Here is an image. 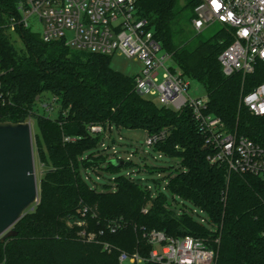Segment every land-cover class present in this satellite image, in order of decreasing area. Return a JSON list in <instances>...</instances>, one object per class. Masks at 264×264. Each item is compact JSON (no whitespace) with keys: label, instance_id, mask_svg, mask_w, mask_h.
<instances>
[{"label":"trees","instance_id":"trees-1","mask_svg":"<svg viewBox=\"0 0 264 264\" xmlns=\"http://www.w3.org/2000/svg\"><path fill=\"white\" fill-rule=\"evenodd\" d=\"M17 2L0 0V21L11 18ZM181 2L138 0V7L184 74L205 87L207 113L222 118L229 132L264 148V115L252 114L242 103L243 95L264 82V63L253 74L226 76L219 57L234 41L227 26L207 39L176 42L183 13L190 11L192 21L199 0ZM15 34L23 48L17 47ZM111 57L62 40L45 42L28 28L0 29V85L6 98L5 104L0 100V122L35 119L39 134L34 145L46 168L39 202L15 225L16 235L0 240V264H120L121 251L149 256L153 245L144 234L152 230L202 239L214 250L216 264H264V180L210 163L191 110L157 105L138 92L135 76L112 67ZM47 94L58 98L55 118L35 112ZM93 125H102L105 132L92 133ZM114 127L167 133L154 149L180 162L175 169L156 171L170 169L166 189L175 200L178 196L204 211L214 228L187 213L178 215L160 190V179L156 196L129 175L116 177L115 186L90 185L82 170L99 174L103 169L108 157L100 146ZM108 169L120 166L110 162ZM109 225H116V231ZM92 233L94 239L88 240Z\"/></svg>","mask_w":264,"mask_h":264},{"label":"built area","instance_id":"built-area-1","mask_svg":"<svg viewBox=\"0 0 264 264\" xmlns=\"http://www.w3.org/2000/svg\"><path fill=\"white\" fill-rule=\"evenodd\" d=\"M33 21L40 24L45 42L62 40L92 53H118L140 61L142 72L135 75L138 92L175 110L190 109L204 135L210 163L224 164L230 172L251 173L264 180V148L248 137L229 132L222 118L207 113L208 96L188 94L192 80L156 39L151 23L139 12L138 0H18L17 11L9 20L0 21V29H30ZM217 21L229 27L234 36L219 57L224 74H253L264 63V0H199L192 20L194 30L201 32ZM0 100L6 103L1 85ZM57 100L53 97L45 109L54 110ZM242 103L252 114L263 116L264 82L243 95ZM27 121L32 125V119ZM90 131L104 133L105 129L93 125ZM166 136L165 131L149 135L147 144L154 147ZM109 228L116 231V225ZM94 237L92 233L87 239ZM144 237L153 245L149 256L121 251L120 264H216L214 250L195 236L173 237L152 230ZM105 249L110 251L111 246L105 244Z\"/></svg>","mask_w":264,"mask_h":264},{"label":"rangeland","instance_id":"rangeland-1","mask_svg":"<svg viewBox=\"0 0 264 264\" xmlns=\"http://www.w3.org/2000/svg\"><path fill=\"white\" fill-rule=\"evenodd\" d=\"M182 0L181 5H185ZM190 11L186 10L182 19L180 20L177 26V37L176 42L185 41V40H194L198 41L200 39H207L214 34H216L222 26H226L221 22H214L207 25L201 33L194 30L192 26V21H190ZM41 26L37 22L33 21L30 26V30L33 33L40 35ZM14 38L17 41V47L23 48L24 44L19 37L15 34ZM112 67L120 71L121 73L128 76L139 75L142 72V63L134 58H128L124 55L118 53L112 55L111 57ZM188 94L193 97H204L207 96L205 87L199 82L192 80L191 87L188 90ZM153 100L157 105L161 106L157 98L148 96ZM53 97L49 94L45 95L42 101H39L36 105L35 112L39 115H45L47 117L55 118L59 115L60 107L58 103L54 104V110H46L44 105L52 103ZM33 135L39 134L38 123L35 119H32ZM148 133L144 129H129L116 127L113 128V132L108 131L105 134L104 147L100 146V151L103 154L107 155V161L102 165V170L99 171V174L92 172V170H82L84 177L88 179V182L91 186H95V183H98L100 187L104 183L112 184L115 186V178L121 175H129L133 179H138L144 185H148L153 189L154 196L157 195L158 190L156 187V181L161 180L160 190L167 193L169 196V201L171 203V208L178 214L184 215L189 214L193 216L197 221L209 224L207 222L208 216L200 208H197L192 203L184 201L182 198L176 196V200L172 197L170 192L166 189L168 183V178L166 175L170 171L165 172L156 171V168L160 167H170L173 166V169L178 167L179 159H173L167 157L163 153L154 149V147L147 144ZM113 139L115 141H113ZM35 146V145H34ZM36 157V173L38 182L42 178V174L46 168L41 163L37 151L35 149ZM112 162L115 165L119 166L120 169L116 171H110L108 169L109 163ZM126 162H129L125 164ZM171 169V170H173ZM102 188V187H101ZM210 229L214 228L211 225H208Z\"/></svg>","mask_w":264,"mask_h":264},{"label":"water","instance_id":"water-1","mask_svg":"<svg viewBox=\"0 0 264 264\" xmlns=\"http://www.w3.org/2000/svg\"><path fill=\"white\" fill-rule=\"evenodd\" d=\"M123 163L121 162L120 165ZM119 165V166H120ZM40 199L33 128L29 121L0 122V240L17 234L15 225Z\"/></svg>","mask_w":264,"mask_h":264}]
</instances>
